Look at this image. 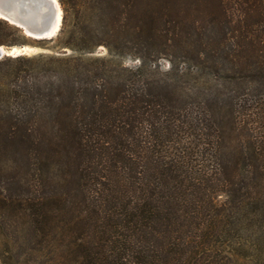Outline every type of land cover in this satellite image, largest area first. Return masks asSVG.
<instances>
[{"label":"trees","instance_id":"16d2710c","mask_svg":"<svg viewBox=\"0 0 264 264\" xmlns=\"http://www.w3.org/2000/svg\"><path fill=\"white\" fill-rule=\"evenodd\" d=\"M59 2L0 16L63 49L0 59L7 264H264V0Z\"/></svg>","mask_w":264,"mask_h":264},{"label":"water","instance_id":"95a60500","mask_svg":"<svg viewBox=\"0 0 264 264\" xmlns=\"http://www.w3.org/2000/svg\"><path fill=\"white\" fill-rule=\"evenodd\" d=\"M0 16L38 39L56 36L63 24L59 0H0ZM5 55L11 53L0 46V59Z\"/></svg>","mask_w":264,"mask_h":264},{"label":"rangeland","instance_id":"374dc122","mask_svg":"<svg viewBox=\"0 0 264 264\" xmlns=\"http://www.w3.org/2000/svg\"><path fill=\"white\" fill-rule=\"evenodd\" d=\"M63 17H64V11H63ZM61 28H62V26H61ZM59 32H58V34H59ZM56 36H54V37H56ZM51 45H53V44L48 42V41H45L42 43H38L36 45L26 44L23 46L15 45V46H11V47H7V46H3V47H5V49L9 53H11V56H17V55H21V54L31 56V55H38L40 53H49V52L50 53H61V52L63 53V49L59 50V51H54V50L49 49L48 47H50ZM14 47H16L17 49H14ZM70 52H72V50L67 49V53H70ZM107 55H108V49L105 46L101 45L96 49L95 52L91 53L90 56L104 57ZM5 56H7V55H5ZM118 60L122 61L125 66H129V67L136 66L139 64L138 59H135L133 56H131L129 54L126 56H123V57H118ZM160 66H161V70H167L169 68L168 61L162 60L160 62ZM8 255H11V252L8 253L5 244H3L2 240L0 239V264H7V261L10 260L9 258H7ZM13 259L14 260L17 259L16 252L13 256Z\"/></svg>","mask_w":264,"mask_h":264},{"label":"bare ground","instance_id":"6f19581e","mask_svg":"<svg viewBox=\"0 0 264 264\" xmlns=\"http://www.w3.org/2000/svg\"><path fill=\"white\" fill-rule=\"evenodd\" d=\"M14 49H17L16 47H14ZM15 51V50H14Z\"/></svg>","mask_w":264,"mask_h":264}]
</instances>
